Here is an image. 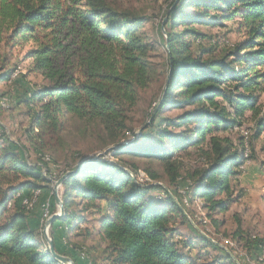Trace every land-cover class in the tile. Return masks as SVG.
I'll use <instances>...</instances> for the list:
<instances>
[{
    "label": "trees",
    "instance_id": "16d2710c",
    "mask_svg": "<svg viewBox=\"0 0 264 264\" xmlns=\"http://www.w3.org/2000/svg\"><path fill=\"white\" fill-rule=\"evenodd\" d=\"M169 1L168 21L150 35L147 18L119 11L109 0H0V80L9 82L15 73L13 50L30 45L25 58L31 71L49 81L22 100L30 111L38 109L33 121L39 137L59 133L67 116L99 126L115 144L110 155L157 162L175 187L171 195L139 181L136 164L82 158L62 185L65 217L50 230L56 251L76 264L97 262L76 244L63 249L60 241H68L90 209L101 216L99 235L110 264H239L192 227L176 198H183L178 186L185 184L190 202L200 200L211 224L220 227L216 217L246 196L243 168L259 162L255 143L264 134V0ZM230 22L244 35L241 42L222 51L205 43L213 37L200 28L225 29ZM159 50L163 60L154 62ZM160 73L165 78L159 96L138 136L130 112ZM174 110L177 115L166 116ZM250 123L247 137L240 131ZM26 152L0 123V264H59L42 234L43 212L37 202L29 207L35 192L41 198L52 194L43 174L48 163L40 156L31 164ZM193 156L200 162L196 169L184 159ZM144 172L159 180L152 169ZM160 190L164 198L151 195ZM51 206L54 214L55 199ZM234 217L233 238L257 260L264 238L243 230ZM185 226L195 238L181 236ZM199 242L215 256L193 255Z\"/></svg>",
    "mask_w": 264,
    "mask_h": 264
},
{
    "label": "rangeland",
    "instance_id": "374dc122",
    "mask_svg": "<svg viewBox=\"0 0 264 264\" xmlns=\"http://www.w3.org/2000/svg\"><path fill=\"white\" fill-rule=\"evenodd\" d=\"M109 2L119 11L133 12L140 17L147 18L148 23L145 29L150 35H154L157 30L162 29V20L165 15L166 17L169 15L166 14L170 5L169 0H109ZM200 29L213 37V40L205 43L207 45L211 42L217 43L220 51L231 48L244 38V35L239 33L237 25L232 22L228 23V27L225 29L218 27ZM30 49L31 46L29 45L13 50L10 68H16L15 73L9 82L0 80V123L5 132L11 140L25 146L27 149L25 154L31 164H37L40 156H42L44 162L48 163V169L43 170V174L51 182L52 194L49 198L48 192L42 195V198L40 194L38 197H34L30 208L37 202V207L41 213L43 212V215L48 206L49 210L53 212L51 201L54 199L55 182L63 176L64 172L71 171L70 169L74 168L84 157L97 159L104 156L111 162L119 161L123 163L127 168L130 167L125 163L136 164L145 175L144 169L150 168L159 174L158 181H152L146 175L152 182L151 184L162 186L172 195L175 192V187L170 186L168 176L164 173L160 164L157 162L150 163L148 160L143 159H131L127 156H121L118 160L115 159L109 154L115 144L109 140L107 132L100 129L99 126H86L73 117L67 116L62 120L59 133L53 134L50 132L49 135L39 137L41 131L40 129L36 130L33 121L34 112H37L38 109H35L34 112L30 111V108L26 107L22 100L27 91L33 92L42 86L48 85L49 81L40 72L31 71L32 61L25 58ZM158 53L157 57L153 58L154 62H162L163 60L160 50ZM164 78L165 76L161 73L158 74L155 83L141 93L138 105L130 112V125L138 136L140 132L142 133L145 116L147 113L152 112L155 107L161 81ZM3 99L7 101L6 107L1 104ZM177 113L176 110L169 111L166 116H175ZM253 127L254 124L250 123L243 127L240 132L249 137L252 132L250 130ZM150 131V129L145 130L147 134ZM122 142L128 143V139H124ZM255 151L259 162H263V165L260 166L259 162H248L246 167L243 168L241 183L246 191V196L241 202L232 206L229 212L216 217L222 222L220 227L211 224L212 221L207 217V211L203 209L200 200L190 202L191 197L185 192L188 187L182 182L178 188H181L179 192L183 195V198L178 199L175 197L176 201L185 210L192 227L220 248L230 252L239 264H264V253L257 260H252L254 258L247 251L244 243H240L233 238L237 228L235 215L239 216L243 230L264 238V135L255 143ZM184 159L188 168L196 169L199 166L200 162L194 156L191 158L185 157ZM138 180L140 181L139 176ZM61 189L62 186L59 189L62 199ZM151 195L158 199L164 198L161 190L155 191ZM39 199H41L40 202H38ZM58 212L59 208L56 204L54 214ZM82 214L85 217V222L80 225L79 229L74 228L77 222L72 225L74 229L69 231L68 242L73 245L76 244L79 248L89 252V256L95 259L97 264H110L103 252L105 246L101 244L100 240V214L95 209L84 211ZM187 227L179 229L181 236L185 239L195 238ZM42 234L44 237V227ZM192 253L193 255L201 254L208 260L216 254L211 249L209 251L205 249L200 242Z\"/></svg>",
    "mask_w": 264,
    "mask_h": 264
},
{
    "label": "water",
    "instance_id": "95a60500",
    "mask_svg": "<svg viewBox=\"0 0 264 264\" xmlns=\"http://www.w3.org/2000/svg\"><path fill=\"white\" fill-rule=\"evenodd\" d=\"M178 1L179 0H177V2ZM168 18H169V15L164 19V22H163L164 24L168 21ZM163 32L166 35V31L164 29V26H163ZM169 81H170V78H169L168 82ZM167 90H168V86H166V88H165L164 96L166 95V91ZM140 134H141V132H140ZM74 173H75L74 171H68L57 182H55V186H54V199H55V203L57 204V206L59 208V212L58 213H55L51 217H49L46 220L45 225H44V238H45V241H46V243L48 245L49 253L53 257V259L56 262L60 263V264H76V263L74 262V260L72 258H70L68 256L61 255V254H59L56 251V248H55V245L53 243V240L50 237L49 230L51 229V227L53 226V224L55 223V221H57V220L62 219V218L65 217L64 203H63V201H62V199L60 197L59 189L63 185L64 181L68 177L72 176ZM234 259L237 260L235 257H234ZM237 262H238V260H237Z\"/></svg>",
    "mask_w": 264,
    "mask_h": 264
},
{
    "label": "crops",
    "instance_id": "0c3cea01",
    "mask_svg": "<svg viewBox=\"0 0 264 264\" xmlns=\"http://www.w3.org/2000/svg\"><path fill=\"white\" fill-rule=\"evenodd\" d=\"M264 135V134H263ZM262 163V162H261ZM260 166H262L261 164H260ZM58 227V225H56L55 226V228H57ZM62 227L61 226H59L58 228H57V231H56V237H60L61 238V236H63V232H62ZM60 245H61V247L63 248V249H70L71 247L69 246L70 244L68 243V241L66 240V239H64V238H62L61 239V241H60ZM264 253V252H263ZM263 255V254H262ZM82 260V259H81ZM82 262V261H81ZM87 264V263H86Z\"/></svg>",
    "mask_w": 264,
    "mask_h": 264
},
{
    "label": "bare ground",
    "instance_id": "6f19581e",
    "mask_svg": "<svg viewBox=\"0 0 264 264\" xmlns=\"http://www.w3.org/2000/svg\"><path fill=\"white\" fill-rule=\"evenodd\" d=\"M2 106H4V107H6V105H7V101H6V99H3L2 100ZM139 179L140 180H142L144 183H150V180L148 179V177L143 173V172H139ZM38 195H39V191L38 192H35V195H34V197H38ZM27 202V201H26ZM33 202H31V203H29V207H31V204H32ZM52 215H50V217H51ZM44 218H46V215H44ZM83 257V256H82ZM84 258V257H83Z\"/></svg>",
    "mask_w": 264,
    "mask_h": 264
},
{
    "label": "built area",
    "instance_id": "2783aa9c",
    "mask_svg": "<svg viewBox=\"0 0 264 264\" xmlns=\"http://www.w3.org/2000/svg\"><path fill=\"white\" fill-rule=\"evenodd\" d=\"M142 184V183H141ZM142 185H149V184H142ZM53 198V195H52ZM49 205V204H48ZM44 215H46V220L50 217V210L49 206L46 208V211L44 212Z\"/></svg>",
    "mask_w": 264,
    "mask_h": 264
}]
</instances>
